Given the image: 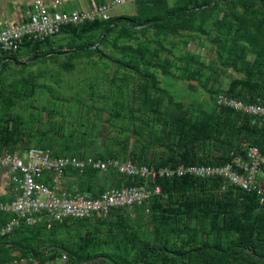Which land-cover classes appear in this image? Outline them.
Instances as JSON below:
<instances>
[{
	"label": "trees",
	"instance_id": "16d2710c",
	"mask_svg": "<svg viewBox=\"0 0 264 264\" xmlns=\"http://www.w3.org/2000/svg\"><path fill=\"white\" fill-rule=\"evenodd\" d=\"M134 6L131 16L70 25L54 38L26 40L17 53L0 59V154L42 148L55 157L130 160L155 168L226 165L236 157L246 158L252 147L264 154V120L216 105L222 93L248 104L264 102V0H140ZM185 32L206 37L223 68L242 74L225 90L206 88L213 107L177 101L159 88L150 72L156 67L169 73L171 62L163 59L161 49L169 51L164 43ZM149 33L156 38L153 50L147 46ZM140 36L145 41L134 48L132 43ZM109 47L120 56L107 54L104 49ZM25 57L29 62L63 58L62 69L69 72L83 59L99 72L100 63L109 60L116 69L136 75L140 83L135 90L110 85L109 93L101 96L111 103L103 107L78 101L65 110L55 102L44 127L40 122L35 130L39 114L23 102L33 98L37 79L29 74L7 81L9 70L26 65ZM180 60L198 64L197 71L186 77L205 86L200 76L206 66L196 56ZM116 78L115 72L112 84ZM91 90L95 99L98 90ZM50 93L55 95L53 90ZM104 124L111 128L106 142L99 145ZM116 129L119 134L114 135ZM24 143L27 150H20ZM67 177L76 184L68 188L93 198L112 186L144 183L114 170L101 174L89 169L80 175L69 169ZM111 180L117 184L107 185ZM150 184L159 186L161 193L151 199L149 213L144 207L121 208L108 218L67 220L51 229L46 222L33 227L22 224L11 235L0 236V264L52 261L64 255L67 264L98 258L114 264H264V204L256 192L235 187L223 191L219 178L189 175ZM12 218L0 213V229Z\"/></svg>",
	"mask_w": 264,
	"mask_h": 264
},
{
	"label": "built area",
	"instance_id": "2783aa9c",
	"mask_svg": "<svg viewBox=\"0 0 264 264\" xmlns=\"http://www.w3.org/2000/svg\"><path fill=\"white\" fill-rule=\"evenodd\" d=\"M140 0H111L99 6L92 2L88 9L72 12L59 11L56 4L44 0H34L27 20L20 23L0 25V59L17 53L27 41L41 42L59 35L64 27L78 26L97 20H109L110 10L115 7L134 4ZM217 106L264 120V102L248 104L244 101L220 95ZM0 169L7 170L14 185V199L0 200V213L13 218L0 229V236L11 235L22 224L33 227L44 222L51 229L54 224L67 220H88L94 217L108 218L115 209L146 208L153 196L161 193L159 186H151L158 179L194 177L199 179H221L222 190L229 187L239 188L244 192H256L264 204V154L259 148L249 149L247 157H236L226 165L179 166L177 168H155L137 165L132 161L121 162L89 157H55L49 149L31 148L20 152L0 154ZM69 169L80 175L87 170L107 174L114 170L121 176L140 178L142 185L121 188L111 187L98 198L82 194L77 188H68ZM67 260V256H63Z\"/></svg>",
	"mask_w": 264,
	"mask_h": 264
},
{
	"label": "rangeland",
	"instance_id": "374dc122",
	"mask_svg": "<svg viewBox=\"0 0 264 264\" xmlns=\"http://www.w3.org/2000/svg\"><path fill=\"white\" fill-rule=\"evenodd\" d=\"M126 8L129 10L131 9L130 11L133 9L132 13H135L134 4H127L121 9ZM61 38L62 36L57 39ZM146 38L148 39L147 46L153 50L156 47V38L154 34L149 33ZM144 41L145 38L140 36L138 40L132 43V46L137 48L141 43L143 44ZM164 45L169 49L167 52L161 49L163 59L171 62L167 68L169 73L164 72L162 68L153 67L149 69L151 73L156 75L159 82V88L169 92L177 101H182L189 105L213 107L210 102V95L206 88L210 90H225L233 79L242 78V74L237 73L232 69L223 68L218 62L215 47L206 37H203L198 33L185 32L181 36L175 37L172 40H167ZM104 51L107 54L112 53L114 56H120L112 47L105 48ZM192 56H196L198 61L206 66V68L202 69V75L200 76L206 87L200 84L199 81L186 77L195 73L199 66L190 61L180 60V58ZM22 61L25 62L26 65L9 70L7 73V81L10 83L29 74H34V78L37 79L39 88L36 90L33 98L25 99L23 102L24 106L30 105L35 107L32 112L36 115L39 114L41 121L35 123V130L41 126H38L40 122H42L41 127H44V123L47 122L48 110L55 102L59 101L60 106L65 110L72 107L74 103L78 101L84 102L87 107L94 104L103 107L105 102L111 103L110 101L103 99L101 96V94L109 93L108 89L110 85H125L128 86V88L130 87L135 90L138 89L140 83L136 75L131 74L126 70L116 69L117 67L109 60L100 63L99 72L91 66L88 67L87 63H89V61L87 59L76 61V69L70 72L62 69L64 62L63 58H60V60L56 62L52 60L29 62L28 58L25 57L22 58ZM211 68H213L215 72H213ZM115 72L117 73V82L112 84L110 77ZM92 88L93 90H98L95 99L89 94V91H92ZM50 90L55 91V95H52ZM220 95H223V93ZM132 96L133 95L131 94L127 99H130ZM111 97L115 98L112 94ZM110 128L109 124H104L103 133L98 137L99 145L106 142ZM117 134H119L118 129L114 131V135ZM20 150H27L26 143L20 145ZM86 150H88L89 155H93L92 149L89 148ZM72 184L75 183L70 181L66 186L70 187ZM109 184L115 185L117 183L116 180H111L107 185ZM133 214L135 217L137 216L136 212H133Z\"/></svg>",
	"mask_w": 264,
	"mask_h": 264
},
{
	"label": "crops",
	"instance_id": "0c3cea01",
	"mask_svg": "<svg viewBox=\"0 0 264 264\" xmlns=\"http://www.w3.org/2000/svg\"><path fill=\"white\" fill-rule=\"evenodd\" d=\"M48 4H56L59 11L72 12L74 10L88 9L92 2L99 6L108 4L111 0H44ZM34 0H0V25L5 26L9 23H20L27 20V14L31 10ZM126 6V5H125ZM115 7L110 10V16L119 17L133 15V9H121ZM14 185L10 180V174L7 170L0 169V197H6L9 200L15 198L13 194ZM19 255V254H18ZM14 264H67L63 259L52 261H41L35 259H23ZM85 264H114L106 258H98Z\"/></svg>",
	"mask_w": 264,
	"mask_h": 264
}]
</instances>
